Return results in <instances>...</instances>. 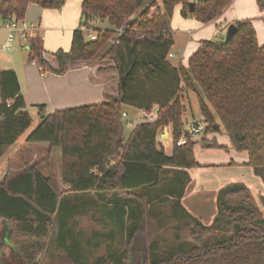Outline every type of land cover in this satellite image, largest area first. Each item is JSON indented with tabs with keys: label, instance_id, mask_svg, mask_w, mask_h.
<instances>
[{
	"label": "trees",
	"instance_id": "obj_1",
	"mask_svg": "<svg viewBox=\"0 0 264 264\" xmlns=\"http://www.w3.org/2000/svg\"><path fill=\"white\" fill-rule=\"evenodd\" d=\"M67 1L0 0V18L24 20L30 5L57 10ZM233 1L194 2L191 13L187 0H160L162 9L150 0H82L81 24L73 33L70 51L53 55L57 68L44 58L39 39H31L29 61L36 62L42 72L62 75L71 65L101 56L113 62L120 87L117 97L101 104L45 116L27 137L29 144L46 143L51 150L61 149L63 193L58 191L56 178L43 175L36 166L0 184V224H8L7 241L23 264H42L58 252L71 264H87L86 249L73 224L90 209L119 230L116 236L123 240L124 249L109 255L107 261L113 264H264V197L244 184L228 185L218 194V215L210 227L181 204L190 181L187 171L201 167L194 140L183 147L176 145L185 131V91L200 95L207 123L204 134L220 131L215 129L217 119L233 149L248 154L247 165L264 182V45L258 42L253 21L237 22V33L229 41H202L188 67H174L168 61L175 45L169 22L177 6H183L184 18L210 24L220 19ZM256 2L263 12L264 0ZM106 21L112 29H95L97 23ZM85 29L97 33V39L89 40ZM155 106L163 111L161 119L137 125L126 139L125 108L142 111ZM26 107L16 73L2 71L0 159L32 128ZM168 126L174 138L170 156L158 146L159 130ZM211 142L210 148L224 149L216 140ZM171 173L177 175L176 188L169 193L177 198L182 216L177 210L174 214L194 223L201 240L189 249L180 243L181 249L162 255L155 242L142 249L137 245L150 212V192L158 190L165 175ZM90 196L92 201L86 199ZM237 198L242 201L235 205ZM161 202L165 204L164 199ZM218 227L221 232L231 228L233 234L222 241L203 243ZM116 236L111 234L109 240ZM3 249L0 239V264ZM104 263L105 259H100L95 264Z\"/></svg>",
	"mask_w": 264,
	"mask_h": 264
},
{
	"label": "crops",
	"instance_id": "obj_2",
	"mask_svg": "<svg viewBox=\"0 0 264 264\" xmlns=\"http://www.w3.org/2000/svg\"><path fill=\"white\" fill-rule=\"evenodd\" d=\"M233 5L234 1L220 19L210 24H202L191 17L184 18L182 15L183 6L179 5L175 9L171 26L175 31L182 30L189 35L194 30H201V33H205L207 30L211 32L213 26H216L218 31L219 29H223L222 20ZM160 6L162 8L161 3ZM81 18L82 0H68L61 9L57 10L30 5L24 20L34 27L31 39H39L44 58L54 68H57L58 63L53 55L60 50L65 52L70 51L73 33L80 28ZM7 22L0 18V73L7 70H13L16 73L21 94L27 105L26 111L33 119L32 126L34 128L40 124L42 116L65 109L101 104L110 97H117L119 95V89L115 90V87H113L115 82H120L119 75L116 70L112 69L113 62L103 60L101 56L89 62L71 65L64 74L57 75L52 72H42L38 65L30 63L31 51L19 37L17 38L19 46L14 45L10 50L4 52L2 48L8 38V32L5 28ZM236 23L233 20H229L226 28ZM95 29L100 30L96 26ZM209 31L206 34H209ZM255 31L259 44L264 45V42H260L259 40L256 28ZM174 41L175 45L172 51H175L177 47L175 38ZM198 48V45H192L190 41H187L182 50V61L179 65L173 66L178 67L183 65L188 67L191 56ZM24 49L27 51L24 52ZM175 53L178 54L176 51ZM173 55L175 56V54ZM40 107H43V109ZM34 116H39L37 123L34 121ZM221 127L220 125V130ZM218 133L210 134L206 139L211 141L216 140L224 149L203 151V156L209 158L208 164L202 161L199 153L195 150L201 167L187 171L190 181L181 199L184 209L206 227H210L214 223L218 215V194L228 185L244 184L253 193L264 197V182L255 174L254 169L247 165L248 154L236 152L232 147V143L230 145H223L218 138ZM38 147L46 149L49 156L52 153L54 157L55 149L51 150L50 145L46 143L25 148L34 150ZM210 152L219 153H215L216 155H214V153ZM36 156H31V160L37 158ZM29 165L32 166V164ZM23 169L25 170V167ZM15 170L19 171V169ZM7 172L5 170L1 177L5 179ZM61 172L62 167L57 170L58 175ZM18 175L12 176L10 179ZM258 202L259 206L262 207L261 201L258 200Z\"/></svg>",
	"mask_w": 264,
	"mask_h": 264
},
{
	"label": "rangeland",
	"instance_id": "obj_3",
	"mask_svg": "<svg viewBox=\"0 0 264 264\" xmlns=\"http://www.w3.org/2000/svg\"><path fill=\"white\" fill-rule=\"evenodd\" d=\"M156 1L158 3V7L160 9V0H150V2ZM191 3H197L201 0H187ZM153 13L156 11V8L151 10ZM264 11L261 12L258 8L256 0H234V5L231 10L226 14L224 19L222 20V24L224 25L223 29H219L217 31L216 26H213V30L209 31V34L201 33V30H194L191 35L184 31H175V29L171 26V21L169 22V28L176 39L177 47L175 51H171L172 56L170 55L168 58L169 63L173 66L179 65L182 61V50L185 47V43L190 41L193 45L200 46L202 41H224L227 38V33L230 28V25L226 28L229 20H233V22H239L242 20H252L253 25L255 26L260 42H264ZM228 21H226V20ZM96 27L100 30H109L112 29V26L109 22H99L96 24ZM117 38V36H115ZM114 38V39H116ZM263 44V43H262ZM19 46V41L16 39L14 41L13 46ZM107 50V48H106ZM105 50V51H106ZM27 51L24 49V52ZM104 51L103 54L106 52ZM175 54V56L173 55ZM44 56V55H43ZM114 89H119L120 82L113 84ZM112 90V88H111ZM199 94L193 92H184L183 100L186 108V112L184 114V124L185 130H190V126L193 123H198L204 127L207 126V123L204 120L202 115L200 104H199ZM201 97L205 100L203 95ZM212 110V108H211ZM213 111V110H212ZM125 112L128 114L127 118H124L125 126H126V139L129 138L133 130L138 125L137 118L140 116V111L132 108L126 107ZM39 120V116H34V121L37 123ZM129 122L133 123L132 126L129 125ZM217 124L219 123L216 119ZM220 125V124H218ZM212 126V124H209ZM34 129V126L30 130L24 134L20 138V140L11 147L8 152L0 159V184L4 181V178L1 177L2 173L7 170L8 172L5 174V178H11L12 176L18 175L23 168L36 166L37 169L43 173V175L49 176L53 175L58 185L59 193H63L65 191V187L61 182V173L58 175L57 170L62 167V151L61 149L54 150L53 154L49 156L48 151L46 149H42L40 147L33 149H26L30 146L37 144H29L26 142L27 137ZM164 129H167L170 139L167 141H159L163 142L158 146L164 150L166 155L170 156L172 154L174 148V138L172 127H164L159 130L162 132ZM220 129V128H219ZM209 136V135H208ZM207 135L204 133L197 137L195 150L199 153L202 161H205V164H208V157L203 156V151L214 150V148H210L213 142L211 140H205ZM218 138L223 145H230V139L227 136L223 127L218 133ZM210 141V142H209ZM214 146V145H213ZM26 147V148H25ZM218 150V149H215ZM214 153V155L219 152H210ZM216 153V154H215ZM37 155L34 160H31V156ZM26 163V165H24ZM28 163V164H27ZM61 163V164H60ZM29 164H32L30 166ZM15 169H19L17 172ZM15 170V171H14ZM3 171V172H2ZM177 175L175 173L166 174L163 182L158 190L150 192L152 197V202L150 203V208L143 230L140 233L141 241L137 245L139 249L148 246L152 242L157 243L158 252L162 254L169 251L173 253L174 251H178V247L180 243L184 244V246L188 249L192 246H196L198 242L201 240V232L194 225V223H189L188 219L182 216L179 207L177 198H173L170 191H174L176 188V182L174 178ZM88 201H92L94 197L90 196L86 198ZM161 199L165 200V204L163 205ZM242 198L234 199V204L237 205L241 203ZM175 210L178 211L179 217H177L174 213ZM216 219V218H215ZM213 225V224H212ZM73 229L75 235L81 240L84 248L86 249L87 260L85 263L87 264H95L97 260L105 259L104 264H113L107 261L109 255L122 251L124 249V243L121 237L116 236L119 233V230L116 229L112 224L108 223L107 219L103 217V215L98 214L93 209H90L85 215L76 219L73 224ZM221 227H218L215 231H211L210 235H208L203 243H215L217 241H222L229 238L233 234V229H229V232H221ZM111 234H115L116 238L114 241L109 240V236ZM9 235V226L7 223L0 224V239L1 243L4 245V249L2 252V264H23L22 259L16 250L8 243ZM186 242V243H184ZM181 246V244H180ZM42 264H71L65 257L63 253L58 252L57 255H52V258L45 260Z\"/></svg>",
	"mask_w": 264,
	"mask_h": 264
},
{
	"label": "built area",
	"instance_id": "obj_4",
	"mask_svg": "<svg viewBox=\"0 0 264 264\" xmlns=\"http://www.w3.org/2000/svg\"><path fill=\"white\" fill-rule=\"evenodd\" d=\"M5 28L8 32V38L3 46L2 50L8 51L13 47L14 41L19 37L29 49L30 41H31V33L34 30V27L27 23L25 20H10L5 24ZM84 32L87 34L89 40H96L97 33L92 30L85 29ZM172 56V54H170ZM36 64V62H33ZM163 111L160 107L155 106L150 110H142L140 111V116L137 118L138 124H153L161 119ZM123 117L127 118V114L123 113ZM129 125L132 126L133 123L129 122ZM205 131V127L198 124L193 123L190 126V130H185L181 136V138L176 142L177 147H183L188 144L189 140H196L197 137H200Z\"/></svg>",
	"mask_w": 264,
	"mask_h": 264
},
{
	"label": "water",
	"instance_id": "obj_5",
	"mask_svg": "<svg viewBox=\"0 0 264 264\" xmlns=\"http://www.w3.org/2000/svg\"><path fill=\"white\" fill-rule=\"evenodd\" d=\"M190 7V11L191 13L194 12V8H195V4L194 3H190L189 5ZM237 33V27L236 25H231L229 30H228V33H227V38H226V41H229L233 38V36H235V34ZM45 116H42V119H44ZM220 128V125H215V129H219ZM170 139V135L167 131V129H164L162 132L159 133V136H158V140L159 141H167ZM37 264V263H36Z\"/></svg>",
	"mask_w": 264,
	"mask_h": 264
}]
</instances>
